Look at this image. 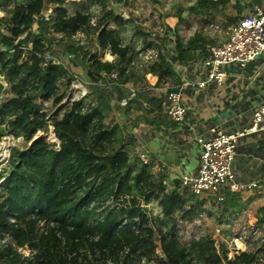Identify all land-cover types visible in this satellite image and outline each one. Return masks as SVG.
<instances>
[{
    "label": "trees",
    "instance_id": "1",
    "mask_svg": "<svg viewBox=\"0 0 264 264\" xmlns=\"http://www.w3.org/2000/svg\"><path fill=\"white\" fill-rule=\"evenodd\" d=\"M44 1L49 0H0V80L6 84L0 82V139H18L0 173V232L10 234V242L0 248V264H22L17 248L25 245L37 250L39 264H94L124 249L122 264H140L141 258L156 257L155 233L164 254L158 264H253L260 255L256 248L233 258L218 251L217 240L206 232L212 213L188 189L149 190L162 186V177L140 158L130 159L127 128L116 121L107 96L90 89L71 102L73 78L62 65L40 66L39 55L51 52V36L58 34L60 42L68 40L63 45L67 53H82L90 82L100 83L104 74L117 77L118 83L131 84L138 98L155 85L179 80L164 55L165 45L149 37L130 14V21L121 19L109 0H50L47 18L41 14ZM227 1L195 0L188 7L191 37L184 40L174 29L178 62L203 51L209 42L203 31L224 35L239 20L224 14ZM128 31L140 50L122 43L121 32ZM28 32V45H18ZM77 33L90 36L94 49L75 39ZM150 50L155 58L146 66L136 64ZM134 192L140 200L131 196ZM112 199L115 205L100 211ZM177 214L186 222H176ZM199 214L205 217L193 223L190 218ZM123 217L127 222L121 225ZM38 221L54 225L44 233Z\"/></svg>",
    "mask_w": 264,
    "mask_h": 264
},
{
    "label": "crops",
    "instance_id": "2",
    "mask_svg": "<svg viewBox=\"0 0 264 264\" xmlns=\"http://www.w3.org/2000/svg\"><path fill=\"white\" fill-rule=\"evenodd\" d=\"M45 2L43 8L50 12L51 1L49 0L48 6ZM242 5L237 0H228L224 6V14L238 16L239 19L243 10L251 11L250 7H261L264 10V0H242ZM157 16L167 29L164 31L167 34L163 35L168 36L167 39L161 41L157 38V42L165 45L164 55L168 63L173 65L179 79L197 82L205 72L204 49L197 52L193 60L178 62L174 44V29H179L178 19L172 16ZM34 25L36 27V24ZM214 30L220 32L216 26ZM187 32L190 34L188 38L191 37L190 30ZM215 33L218 32H202L206 41H209L207 45H219L224 41L226 34L222 35L220 32L215 36ZM93 49L94 44L90 50ZM50 51L60 59L64 71L73 78L72 80H80L88 91L93 89L109 98L116 121L125 124L127 128V152L130 159L144 155L152 173L162 177V186L167 184L174 190L182 189L177 187L180 175L196 173L198 148L195 140L199 135H207L208 125L222 122L223 125L219 129L224 131H230L236 124L247 126L253 107L264 101V52L244 67L237 64L223 66L226 72L224 80L219 85L211 83L207 88L208 92L186 86L182 91L187 108L186 124L177 126L165 114V94L158 90V85L151 87L138 98L136 94L131 101L125 103L123 98L126 95V84L118 83L117 77L104 74L100 83L90 82L82 65V53L69 54L64 46L59 45L52 46ZM154 82L155 79L151 78V83ZM70 92L71 87L69 94ZM233 172L237 181L253 183L255 187L236 195L225 191L224 200L221 202L211 197H198L204 202L201 205L204 210V205L213 204V209L209 208L213 218L206 232L219 240L220 246L224 239L239 234L247 226L245 224L256 225L260 224V219L261 224L264 221V130L241 139L237 146ZM199 215L202 219L205 217L203 214ZM215 222L220 224L218 229L213 228ZM261 250L263 251L262 247ZM253 264H261V258Z\"/></svg>",
    "mask_w": 264,
    "mask_h": 264
},
{
    "label": "built area",
    "instance_id": "3",
    "mask_svg": "<svg viewBox=\"0 0 264 264\" xmlns=\"http://www.w3.org/2000/svg\"><path fill=\"white\" fill-rule=\"evenodd\" d=\"M69 1L70 0H64L66 3ZM237 1L241 6H243L242 0ZM57 5L60 6L61 4L58 3ZM250 10L251 11L249 12H245V10L242 11L239 20L229 28V31L226 33L225 39L222 43L219 45L205 46L203 52L205 72L197 82L179 79L174 84L161 83L157 86L158 90L165 94V114L167 118L172 120L177 126H183L186 124L187 108L182 95V91L186 86H190L192 89H200L202 92H208L207 88L211 83L219 85L224 80L226 72L223 70V66L237 64L240 67H244L248 63L255 61V59L264 52V10L261 9V7H250ZM41 14L43 17L47 18L49 12L47 10H43ZM117 14L124 21H130V15L124 10L120 9ZM152 19L155 25L151 29H147V31L150 36L157 41L158 36L167 34L164 33L167 29L163 27L156 14L152 15ZM34 24H36V22ZM145 56L149 59L148 62H150L155 58L156 52L154 50H150L145 54ZM39 57H41V67H45L50 63L61 64L60 59L51 52L39 55ZM63 80L65 79L63 78ZM0 82L6 86L2 80H0ZM69 82L71 92L68 95L67 100L71 102H78L88 93V90L82 81L72 80ZM126 89V95L123 98L125 103L131 101L134 96L138 94L131 84H126ZM29 118L32 120L35 118V115L31 114L29 115ZM222 125V122H217V124L214 125H208V132H206L207 135H199L196 137L195 142L198 148V153L196 155V173L191 175L182 174L178 177L177 182V187L188 189L194 196L201 198L211 197L219 202L224 200L225 191H228L232 195H236L247 192L255 187V184L253 183L239 182L235 179L233 163L236 159L237 146L241 139L254 132L264 130V101L253 107L250 116V123L247 126H239L236 124L230 131H224L219 129ZM50 127L51 125L49 124V129ZM51 132H53V129H51ZM12 141L14 142L15 138L12 137ZM53 141H55L54 136ZM10 142L11 141L3 147L6 150L8 149V154L0 160V166L4 159L5 161H8L9 159ZM139 158L146 163L144 155H139ZM151 189H154L155 191H174V189L167 186V184L164 186L151 187ZM131 196L135 200H140V194L138 192L132 193ZM115 203L116 201L113 199L106 202L100 211H103L106 208H112ZM180 216L181 214L176 215L175 221L180 224L185 223V219ZM192 221L195 224H200L201 216L197 215L193 217ZM126 222V217H123L120 224L123 225ZM37 225L40 231L46 233L47 227L53 226L54 223L47 224L44 221H38ZM219 225V223L215 222L213 223V228L218 229ZM245 225L247 226L244 227L239 234L228 239V241L232 243L230 247L226 245V241H223V244L220 246V242L217 240L216 248L219 252L227 249L228 251H225L227 257L233 258L234 255L239 254L240 252L255 250L253 244L254 241L257 240L258 247H256V249L262 247L263 251H259L260 255L256 257L254 262L261 258V264H264V244H261V246L259 244L264 241V221L262 224L256 223V225ZM179 232L180 230L177 231V233ZM9 242L10 234L0 232V248L7 245ZM154 243L156 244V257L151 259H146V257L141 258L140 264H158L159 261H163L164 254L160 249L158 233H155ZM36 252V249L27 245L17 248V254L22 261V264H39L35 261ZM127 252L128 249L121 250L120 252H117L114 257L107 258L94 264H114V261L118 262V264H122L125 261L124 258Z\"/></svg>",
    "mask_w": 264,
    "mask_h": 264
},
{
    "label": "rangeland",
    "instance_id": "4",
    "mask_svg": "<svg viewBox=\"0 0 264 264\" xmlns=\"http://www.w3.org/2000/svg\"><path fill=\"white\" fill-rule=\"evenodd\" d=\"M111 8L113 7L116 12L118 13L120 9L124 10L127 14H130L133 18L137 20L139 25L145 32L149 34L147 29H151L155 24L153 23L152 15L157 14L159 17L166 18L167 16H172L176 19H178L177 24L179 25L180 29V35L183 37V39H187L190 34L187 32L188 30V24H186V20L188 19V7H190L195 0H122V2H119L118 0H109ZM113 3V4H112ZM44 6V2L41 5V9ZM68 9V7H67ZM69 14H72V11L68 12ZM48 17V16H47ZM33 36L37 33L36 32V27L35 25L33 26ZM54 43L55 45H60V46H67L68 45V40L65 42H60L61 41V36L58 34H53ZM149 37L150 34H149ZM168 36H158V40H165L167 39ZM81 39V42L83 45L90 50L92 44H94L93 39L90 36H84L82 34H77L75 39ZM121 39L123 44H127L131 46L133 49L140 50L142 48L140 42H138L136 39L132 37V34L130 31L128 32H121ZM107 60H111V57L106 55ZM149 61L148 58H146L145 54H142L140 57L137 59L136 64H144L145 66L147 65V62ZM85 72V71H84ZM48 141H52V134H51V129H49V133L47 135ZM10 142V147L15 146L17 144L18 139H15V141H12V137L10 136H3L0 139V145L4 147ZM8 150V149H7ZM0 158L3 159L4 155L3 151H0ZM7 167V161L2 162L0 166V170L2 171L3 168ZM1 173V172H0ZM207 211H210L209 208L213 209V204L210 205H204ZM179 215V214H177ZM212 217L210 218V221L212 220ZM193 220V218H190ZM202 220V218H201ZM208 227V224H207ZM206 227V228H207ZM242 230V229H241ZM257 239V238H256ZM255 239V240H256ZM226 241V245L230 247L232 243L228 241V239L224 240ZM254 247H258L257 245V240L254 241ZM261 246V245H260ZM258 251H261V248L257 249Z\"/></svg>",
    "mask_w": 264,
    "mask_h": 264
},
{
    "label": "water",
    "instance_id": "5",
    "mask_svg": "<svg viewBox=\"0 0 264 264\" xmlns=\"http://www.w3.org/2000/svg\"><path fill=\"white\" fill-rule=\"evenodd\" d=\"M30 37H31V32H28L25 37H21L17 40V44L20 46H27L30 40Z\"/></svg>",
    "mask_w": 264,
    "mask_h": 264
},
{
    "label": "bare ground",
    "instance_id": "6",
    "mask_svg": "<svg viewBox=\"0 0 264 264\" xmlns=\"http://www.w3.org/2000/svg\"><path fill=\"white\" fill-rule=\"evenodd\" d=\"M48 4H49V1H46L45 2V5L48 6ZM50 129H53V127L51 126ZM0 151H3V154L4 155H7L8 154L7 150L5 148H3L2 145H0ZM0 156H1V154H0ZM0 160H2V159L0 158Z\"/></svg>",
    "mask_w": 264,
    "mask_h": 264
}]
</instances>
